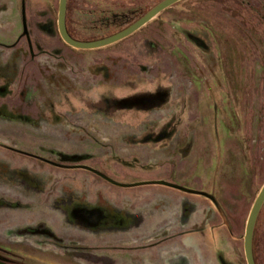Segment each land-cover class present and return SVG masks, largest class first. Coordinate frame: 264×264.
Listing matches in <instances>:
<instances>
[{
    "label": "rangeland",
    "instance_id": "obj_1",
    "mask_svg": "<svg viewBox=\"0 0 264 264\" xmlns=\"http://www.w3.org/2000/svg\"><path fill=\"white\" fill-rule=\"evenodd\" d=\"M159 1L68 0L66 21L82 40L101 38ZM58 4L0 0V258L155 264L130 250L140 245L111 239L142 235L140 221L164 240L153 250L178 241L188 258L203 243L206 257L247 264L264 145L250 156V139L240 142L264 127V0H181L93 50L64 43ZM223 109L238 118L231 143ZM157 184L181 191L131 214L130 192ZM185 200L197 209L179 218ZM254 249L264 264V205Z\"/></svg>",
    "mask_w": 264,
    "mask_h": 264
},
{
    "label": "water",
    "instance_id": "obj_2",
    "mask_svg": "<svg viewBox=\"0 0 264 264\" xmlns=\"http://www.w3.org/2000/svg\"><path fill=\"white\" fill-rule=\"evenodd\" d=\"M181 0H161L154 6H152L147 12H145L140 18H137L125 28L120 30L119 32H115L111 35H108L103 38H97L92 40H82L75 38L71 35L67 28V4L68 0H59L58 4V16H57V26L59 30V35L68 46L75 49L82 50H93V49H101L112 45L114 43H118L119 41L125 39L128 36H131L133 33L139 31L142 27H144L149 21L155 19L162 11L166 8L174 5ZM158 183H166V181H158ZM264 205V183L261 186L257 197H255L254 202L252 203L250 213L247 216L245 232L243 234L244 241V255L247 264H257V261L254 256V232L256 228V223L258 216ZM0 264H7L5 260L0 258Z\"/></svg>",
    "mask_w": 264,
    "mask_h": 264
},
{
    "label": "crops",
    "instance_id": "obj_3",
    "mask_svg": "<svg viewBox=\"0 0 264 264\" xmlns=\"http://www.w3.org/2000/svg\"><path fill=\"white\" fill-rule=\"evenodd\" d=\"M158 183V182H157ZM159 186H164V185H160V184H157L156 186H148L147 189H143L145 191H143V194L145 193L146 195L145 196H134L133 193L130 192V194L132 195V197L134 198V202L131 203V205H129V210H130V213L131 214H137V212L140 210V208L142 207V205H146V204H150V200L151 199H160V198H172V196L176 195L177 192L175 191H172V190H177V191H181V190H178V189H166V188H157ZM166 187V186H165ZM141 188V187H140ZM137 192L139 190V188L136 189ZM183 192V191H182ZM140 193V192H139ZM185 193V192H183ZM197 197L199 198H196L197 200L199 199V201L201 203H204L207 205L206 201H204L207 197L205 196H201L199 194H195ZM208 199V198H207ZM206 199V200H207ZM185 203L186 204H192L191 201L189 200H185ZM195 205V203H193ZM117 208H121L123 205L119 204L117 202V204L115 205ZM208 206V205H207ZM182 210V208H181ZM179 210V211H181ZM212 207H208V212L206 213L205 215V218L207 216V214L209 212H211ZM137 211V212H136ZM196 211V210H195ZM194 210H189V212H195ZM179 213L178 212V216H179ZM180 218V217H179ZM142 221V220H141ZM135 223V224H134ZM129 222V224L127 225V229H124L123 231H128V229H132V227L136 226L138 229H140L141 231L140 234L142 233V235H139V236H119V237H116L118 235H115L114 237L112 236V241L114 242H121L122 240H129L131 243L136 244V245H140L139 247H136V246H133L130 248V250L134 251L135 253H145L149 256V259L150 261H152V263H155V264H222V261L220 259V256L219 257H216V256H211V253H209V255L206 257L205 255V245L203 243H200V253L197 249V251L194 253V255H192L191 257H186V256H182L180 255V253L177 252L178 248L180 246H185L184 244L182 243H178V241H174V242H171V244L167 245L168 247L165 248V251H164V246H161L159 247L158 249L156 250H153L151 248H149L148 246L150 245H153V246H158V245H161L163 244V241H159V239L157 238H154L152 236H147V233L146 231L142 230L143 229V225H142V222L139 221V223L136 221V222ZM134 224V226H133ZM144 232V233H143ZM120 235V234H119ZM143 245V246H141ZM190 246V245H189ZM194 246L192 245V248ZM175 248V249H174ZM155 249V248H154ZM166 252V253H170L168 256L166 253H163ZM202 254L204 257H202ZM163 255L165 257H163ZM201 255V256H200Z\"/></svg>",
    "mask_w": 264,
    "mask_h": 264
},
{
    "label": "flooded vegetation",
    "instance_id": "obj_4",
    "mask_svg": "<svg viewBox=\"0 0 264 264\" xmlns=\"http://www.w3.org/2000/svg\"><path fill=\"white\" fill-rule=\"evenodd\" d=\"M223 113H224V115L226 117V119H224V120L228 121V124L225 123V121L223 119H221V126H223V125L225 126L226 125V127H228V129H227L228 131L226 132L225 137H226L227 141H229L228 143H231L230 138L234 139L236 137L235 138L236 140H238V138H240L239 135H238V132H240V130H238V128H235L236 121H238L237 120L238 119L237 118V114H234V113L231 114L230 111L228 112L227 109H223ZM233 121H235V123ZM262 126L263 125L259 126L258 130H257V134L255 135V133L253 132L251 134L250 138L248 137V134L245 132V140L240 142V144L242 142L244 144V142H247L250 139V144H249V154H250V156H252L254 154V152L256 153V150L258 151L260 149V147H262L264 145V127H262ZM221 132H222V129H221ZM223 132H224V129H223ZM236 143L238 144L239 141H236ZM261 160L263 162L264 158L262 157ZM262 162H259V163H261V165H262ZM183 206H182V210L179 213V217L181 216V213L187 214V212L189 210H192V211L194 210L195 211L197 209V207H195L196 205L186 204L185 202H184ZM188 206H189V208H187ZM184 209H186L185 212H184ZM188 214H191V212L188 213Z\"/></svg>",
    "mask_w": 264,
    "mask_h": 264
},
{
    "label": "trees",
    "instance_id": "obj_5",
    "mask_svg": "<svg viewBox=\"0 0 264 264\" xmlns=\"http://www.w3.org/2000/svg\"><path fill=\"white\" fill-rule=\"evenodd\" d=\"M67 22V21H66ZM126 27V26H125ZM125 27H123V28H125ZM67 28H68V30H69V32L71 33V35L73 36V37H75V38H78V39H82V38H79L78 36H76V35H74V33L69 29V27H68V25H67ZM123 28H121L120 30H122ZM119 30V31H120ZM119 31H113V32H111L110 34H108V35H111V34H113V33H115V32H119ZM108 35H105V36H103V37H106V36H108ZM103 37H101V38H103ZM100 38V37H99ZM92 39H97V38H92ZM92 39H89V40H92ZM255 232H256V228H255ZM255 232H254V234H255ZM253 244H254V241H253ZM255 250V249H254ZM254 250H253V252H254ZM254 256H255V254H254ZM255 259H256V257H255ZM258 264V263H257Z\"/></svg>",
    "mask_w": 264,
    "mask_h": 264
}]
</instances>
